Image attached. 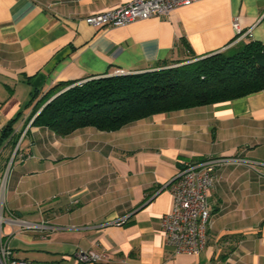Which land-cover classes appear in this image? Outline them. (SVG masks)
Masks as SVG:
<instances>
[{"label": "crops", "instance_id": "crops-1", "mask_svg": "<svg viewBox=\"0 0 264 264\" xmlns=\"http://www.w3.org/2000/svg\"><path fill=\"white\" fill-rule=\"evenodd\" d=\"M128 1L0 0V139L6 126L13 129L0 143V177L19 145L7 180L8 210L20 218L38 213L49 225L58 220L47 229L74 231L78 239L64 242L61 259L33 260L264 264V91L156 113L116 131L89 126L60 136L32 124L34 105L60 82L151 71L190 51L227 50L237 43L236 16L251 30L242 40L264 43V0H197L169 16L118 27L84 20ZM209 156L242 160L217 166L205 249L176 254L161 226L172 207L165 185L185 162ZM44 231L22 232L11 245L44 250L50 241ZM82 251L101 259L81 261Z\"/></svg>", "mask_w": 264, "mask_h": 264}, {"label": "trees", "instance_id": "trees-1", "mask_svg": "<svg viewBox=\"0 0 264 264\" xmlns=\"http://www.w3.org/2000/svg\"><path fill=\"white\" fill-rule=\"evenodd\" d=\"M260 91H264V43L241 40L207 56L190 51L161 69L60 82L34 105L32 124L47 126L60 136L89 126L116 131L156 113ZM12 131V125L6 126L0 143Z\"/></svg>", "mask_w": 264, "mask_h": 264}, {"label": "built area", "instance_id": "built-area-1", "mask_svg": "<svg viewBox=\"0 0 264 264\" xmlns=\"http://www.w3.org/2000/svg\"><path fill=\"white\" fill-rule=\"evenodd\" d=\"M197 0H129L118 7L85 16L84 20L93 27L124 26L139 19L154 16H169L175 9L190 5ZM237 42L249 36L251 30L244 31L238 16L233 18ZM117 71L115 74H124ZM18 147L0 177V264H53L15 256L11 245L12 238L26 230L53 228L45 222H33L20 218L8 210L6 215L7 180L13 159L18 155ZM22 156V155H21ZM242 160L239 157H206L188 161L183 168L165 185L172 194V207L161 219L164 240L174 253L200 254L208 242V229L212 220L209 194L215 185L217 166L223 162ZM117 220L115 223H121ZM8 225L10 232H5ZM18 227V228H16ZM8 236V238H6ZM81 261H97L101 255L93 252H80Z\"/></svg>", "mask_w": 264, "mask_h": 264}, {"label": "rangeland", "instance_id": "rangeland-1", "mask_svg": "<svg viewBox=\"0 0 264 264\" xmlns=\"http://www.w3.org/2000/svg\"><path fill=\"white\" fill-rule=\"evenodd\" d=\"M5 171V170H4ZM6 207H7V211H6V215H9L8 213V207H9V203L6 201ZM21 217L25 220L28 221H34V222H42L44 221L41 217H39V214H35V215H30L28 213H23L21 215ZM58 220L56 221H51V226H55L58 224ZM101 222H97V223H91V226H98L100 225ZM18 228V227H16ZM10 228L8 227V225H5V232L8 234L10 232ZM44 231V230H43ZM40 229H31V230H26L24 231V233H26V236H31L33 234H38L40 235L41 232H43ZM48 231V232H46ZM44 233H50V241L47 243V245L45 247H43L44 250H40L37 248H27L28 250H25L23 246H21L19 249L15 248L14 243L12 244L13 247V251L15 256L18 257H28L29 259L33 260V259H38V260H44V259H61L62 258V253L64 252V247L63 244L64 242L66 243H70V244H77L78 243V239L75 238V232L74 231H68V230H51V229H47L44 231ZM16 235H19L18 233ZM6 238H8V236H6ZM15 238H12V241ZM11 241V243H12ZM73 261H71L72 263ZM58 264V263H57Z\"/></svg>", "mask_w": 264, "mask_h": 264}]
</instances>
